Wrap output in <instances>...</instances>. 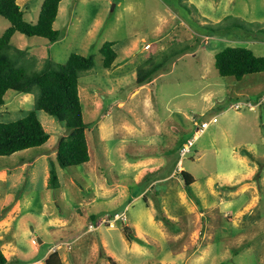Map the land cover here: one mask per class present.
Here are the masks:
<instances>
[{
	"label": "rangeland",
	"instance_id": "rangeland-1",
	"mask_svg": "<svg viewBox=\"0 0 264 264\" xmlns=\"http://www.w3.org/2000/svg\"><path fill=\"white\" fill-rule=\"evenodd\" d=\"M216 1L61 0L53 24L62 31L59 39L50 42L20 32L12 35V43L34 56L38 68L46 56L56 63H65L71 52L94 58L93 67L82 72L79 85L83 116L89 124V160L70 167L58 165L56 146L68 128L42 110L36 113L49 133L40 146L43 152L31 147L0 155V219H4L0 249L12 264H42L38 259L53 244H61L56 249L64 264H184L201 245L208 255L199 264H264V201L243 217L233 218L238 202L250 191L234 205L216 201L202 216L195 211L173 219L163 213L170 223L156 217V188L144 196L149 205L142 198L148 177L179 165L195 179L191 186L195 192L199 190L196 183L205 176L219 174L218 184L224 187L225 175L256 165L246 181H252L264 199V102L252 110L228 107L236 99L256 101L264 96V71L240 79L221 76L209 48L244 46L264 55V31L258 30L264 26V0ZM42 2L17 0L28 21H36ZM159 15L166 21L162 37L154 35ZM226 15L244 26L212 30ZM8 24L0 15V34ZM105 41H114L117 52L110 68L102 66L99 51ZM172 42L179 44L175 50L186 44L189 48L170 56L153 81L136 85L137 66L149 54H158L161 45L167 48ZM192 51L195 54L184 55ZM33 103L34 94L8 89L0 105V121L24 116ZM213 116L217 121L193 138L198 124ZM249 117L260 124L252 135L239 127ZM191 139L190 152L180 156L179 144ZM248 144L254 145L260 157L253 162L245 154L246 167L245 162L235 161L232 149L241 152ZM145 158L161 167L154 174L141 171L143 176L137 181L132 162ZM51 161L59 180L56 189L47 187ZM229 181L235 182L234 178ZM170 206L181 211L175 201ZM12 208L15 211L9 214ZM116 213H123L124 218H116Z\"/></svg>",
	"mask_w": 264,
	"mask_h": 264
},
{
	"label": "trees",
	"instance_id": "trees-1",
	"mask_svg": "<svg viewBox=\"0 0 264 264\" xmlns=\"http://www.w3.org/2000/svg\"><path fill=\"white\" fill-rule=\"evenodd\" d=\"M60 2L61 0H43L36 21H28L17 0H0V15L9 22L0 34V105L4 103V94L8 89L34 94V108L28 113L14 120L0 121V155H9L31 147L36 148L37 152H43L40 146L47 141L49 133L36 113V110H42L56 117L68 128V132L58 140L55 155L58 165L70 167L87 162L90 156L86 138L89 124L83 116L79 85L82 84V72L91 69L94 65L93 55L71 52L65 63L53 62L49 56H46L38 68L35 67L36 58L30 56L26 49L14 45L11 39L15 32L26 36L43 37L50 42L59 39L62 31L53 24ZM236 19L231 15L225 16L222 24L219 23L211 29L217 31L232 26H244ZM258 30L264 31V26L259 27ZM175 44L178 43L172 42L158 54H149L137 66L134 79L136 85L150 81L170 56L189 48L186 44L180 47V50H175ZM99 51L102 55V66L110 68L117 57L114 41L103 42ZM214 66L221 76L240 79L244 75L264 71V55H257L252 49L244 46H225L215 53ZM241 152L256 160L251 151L244 148ZM256 173H259V169ZM179 175L191 199L200 207L199 200L191 189L192 176L183 169ZM47 187L51 189L59 187L54 161H51L49 168ZM156 217L164 223L172 221L159 208ZM127 229L125 232L129 238ZM11 261L0 249V264H12ZM42 264L64 263L59 251L54 249L42 258Z\"/></svg>",
	"mask_w": 264,
	"mask_h": 264
},
{
	"label": "crops",
	"instance_id": "crops-1",
	"mask_svg": "<svg viewBox=\"0 0 264 264\" xmlns=\"http://www.w3.org/2000/svg\"><path fill=\"white\" fill-rule=\"evenodd\" d=\"M201 1L203 2L204 0H201ZM220 1L221 0H217L216 2H220ZM227 1H230V0H227ZM58 11H59V7H58ZM226 16H230V15H226ZM164 22H166L164 15H159L158 16V24L156 25L155 30H154L155 36H159V37L163 36L161 34H162V25ZM194 34L200 35V36L204 35L205 38L210 36V35H207L204 33H197V32ZM190 35H191L190 37H192V34H190ZM209 44H210V41H208L206 45L208 46ZM132 45L136 46L137 44L133 43ZM165 48H166L165 45H161L159 48V50H160L159 52H161ZM209 48H210V51L214 53V55L216 52H218V51H214V48H212L211 45H209ZM139 50L140 49L138 48L137 51H139ZM192 53L195 54V51L185 52L184 55L185 54L188 55V54H192ZM203 55L204 54L198 53L197 57L203 58ZM153 80H154V77L150 81H153ZM242 116H244V115H242ZM235 117H236V119L239 118L240 120L237 119L239 121L242 120L241 116H235ZM239 123H240V125H242L239 127L242 128V130L247 132V133L250 132L251 135H252L253 131H259L258 126L260 124L257 123L256 120L253 118H250V120L249 119L243 120L242 124H241V122H239ZM226 131H228V130H226ZM262 139L264 140V136H262ZM183 142H185V141H183ZM183 142H181V144H179V146H181L183 144ZM248 145L249 146H248L247 150L251 151V153L255 157H260L258 155L259 153L258 154L256 153L257 150L253 147L254 145H251V144H248ZM232 150H233L232 151V157L235 159V161H237L239 163H244L246 161L245 157H244L245 154L239 152L237 150V148L232 149ZM252 161L256 162L255 160H252ZM177 163L179 164L180 160H177ZM245 163H246V167L249 166L247 164V162H245ZM132 164L134 165V166H132L134 168L133 171H136V174H137L136 175L137 181H139L141 179V177L143 176V173H145L146 175H147V173H148V175L150 173L154 174V173H157L161 167V165H159V164L154 165V159H151V158L136 159L132 162ZM143 164H145L146 166H141ZM141 167H142V170H140ZM180 169H182V166L179 165L178 168L173 167L167 173H165L163 175H157V176L153 177V179L148 177L147 178L148 185L145 187V189L143 191L144 193L142 194V198L144 199V196L146 193H148V190H151L152 187L156 188L155 194H156V200H157V209L159 208L163 213H166L169 217H171L173 219H177L179 216L194 213L195 211H196V215H197V212H199V214L202 216L203 210L207 206L210 208H213L217 202H218V204H220L222 202V200H227L229 205H234V202L236 200H238V198L241 197V195H245L246 193L249 194V191H250V194L247 196V198L242 203L238 202V206H236V209L233 213L234 219L243 217L250 209L258 207L262 203V201H264L263 197L261 196L262 194L260 195L257 188L252 186V181H250V180L246 181V179H251L252 174L257 169L256 165L250 166L247 171L242 172L240 174L237 173L236 171H233L231 174L225 175L227 177H225L226 182H225L224 187L223 186L221 187L218 184L219 174L208 175V176H205L201 181H198L196 183V186L199 188V190L197 192H195L192 188L191 189H192V192L195 193L196 198L199 200L200 207L196 206V204L193 201H191V198H189L187 195L188 192H187L186 188L183 186V184H181V182L178 178L180 175L176 174L178 171L180 172ZM141 171H143L142 174H141ZM1 172L2 171H0V173ZM237 174H239L238 177H236ZM231 178H234L235 182L229 181ZM195 182H196L195 179H193L191 186ZM159 184H161V185H159ZM140 195H141V193H139L136 196V198L139 197ZM198 195H201L202 197H200ZM168 200L175 201L177 203V205L181 208V211L175 212V210L170 206L171 201L168 202ZM144 201H145V199H144ZM145 204L149 205L150 203L145 201ZM198 208H200V211ZM14 211H15L14 208H12L8 212L10 214ZM9 217L10 216H8V218ZM3 220L0 219V223L4 222ZM5 220H7V218ZM41 241H43V240L41 239ZM102 245L105 246L106 241L103 240ZM50 250L51 249L49 248L44 253V255L38 259L41 263H42V258ZM104 255H106V254L104 253ZM207 255H208V251H206V248H203V246L201 245V248L198 247L194 252H192L191 254L188 255L185 263L186 264H192L191 261L194 260V262H197L199 264L200 261L204 260L207 257ZM65 259H66V257H65ZM66 261H68V260L66 259ZM67 264H70V263L67 262Z\"/></svg>",
	"mask_w": 264,
	"mask_h": 264
},
{
	"label": "built area",
	"instance_id": "built-area-1",
	"mask_svg": "<svg viewBox=\"0 0 264 264\" xmlns=\"http://www.w3.org/2000/svg\"><path fill=\"white\" fill-rule=\"evenodd\" d=\"M263 102H264V96H260L256 101H252L250 99H236L235 101L231 102L228 107L231 109H237V110H239V109L252 110L256 106L261 105ZM216 121H217V117L213 116L209 121L200 122V124H198V126H197V130H196L193 138L200 135L201 133H203L205 131V129L209 126L210 122H216ZM191 144H192V139L188 140V142L182 144V146L180 147V150H179L180 156H183L190 151L189 147ZM115 217L121 218V219L124 218L123 213L122 214L116 213ZM59 245H61V244H57V245L53 244L50 247V249L54 250L57 247H59Z\"/></svg>",
	"mask_w": 264,
	"mask_h": 264
},
{
	"label": "water",
	"instance_id": "water-1",
	"mask_svg": "<svg viewBox=\"0 0 264 264\" xmlns=\"http://www.w3.org/2000/svg\"><path fill=\"white\" fill-rule=\"evenodd\" d=\"M39 241H41V238H38Z\"/></svg>",
	"mask_w": 264,
	"mask_h": 264
},
{
	"label": "bare ground",
	"instance_id": "bare-ground-1",
	"mask_svg": "<svg viewBox=\"0 0 264 264\" xmlns=\"http://www.w3.org/2000/svg\"><path fill=\"white\" fill-rule=\"evenodd\" d=\"M253 197V196H252Z\"/></svg>",
	"mask_w": 264,
	"mask_h": 264
}]
</instances>
